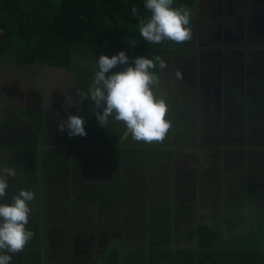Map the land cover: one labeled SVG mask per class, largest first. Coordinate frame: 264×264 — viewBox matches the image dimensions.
<instances>
[{
    "label": "trees",
    "instance_id": "16d2710c",
    "mask_svg": "<svg viewBox=\"0 0 264 264\" xmlns=\"http://www.w3.org/2000/svg\"><path fill=\"white\" fill-rule=\"evenodd\" d=\"M193 1L174 0L173 7L191 8ZM133 6L137 8L136 16L132 14ZM149 15L148 10L144 8V0H0V58H16L15 65L19 68L40 63L65 70L71 74L72 79H75V60L78 56H83L89 62H96L101 54L111 57L114 53L125 51L129 57V64L117 68V71H123L128 66L134 67L132 61L139 56H146L149 59L160 56L164 61H168L174 54L172 52L176 55V52L184 51L181 44H178L180 46L173 45L172 42L168 44L167 41L162 44H150L143 40L139 34L138 23L140 18H147ZM194 37L191 39L194 40ZM133 40L138 43L135 47L131 45ZM154 71L160 79L162 70L158 65ZM81 76L82 74L77 77ZM93 107L92 104L90 108ZM256 107L261 115L258 128L253 133L252 144L258 151L251 154V160L246 167L238 169V165H231L232 167L225 171L226 175L232 173V176H235L234 181L231 179L228 181L232 190L235 189L236 192L247 190L249 198L239 199L236 193L230 200L227 199L226 205L229 210L227 215L223 213L221 218H224V215L229 216V220H223L225 227L227 224L234 225L229 228L231 230L235 228L244 234L232 232L233 235L229 238L221 240L222 233H216L215 224L209 228L203 222L201 223L198 217H193L192 212H197L199 195L202 194V192L197 194L194 191V197L197 199L195 200L192 196L183 197L177 214L179 223L191 229L195 228V231L188 228L187 231H190V234H187L190 239H196V243L199 240V245L196 244L189 249H178V253L173 248L167 249L169 247L163 244H161L162 250H159L157 246L143 249L140 252L142 256L140 260L143 262L139 264H264V246L262 245L264 232L257 227L252 230L247 228L248 217L259 214L250 209L252 206L259 207L260 201L255 198L254 192L257 191L256 188L261 187L259 182L261 178H264V103L256 104ZM19 113L22 120L26 121L25 118H28L34 123L37 120L41 121V124L45 122L46 115L42 106ZM91 122L96 124V128L85 126L87 135L75 137H70L66 130L61 132L59 123L51 125L46 133L52 138H57V145L46 138V141L44 140V136L40 133L45 128L37 124L36 129L32 128L37 138L27 133L24 129L25 124L22 125L21 136L14 145L1 142L0 136L2 149L0 152L9 151L14 155V159L10 158L9 166L6 160L3 162L6 167L13 166L22 178L20 183H17V180L16 183L9 185L10 188L8 187L5 195L8 199L5 201L11 203L12 197L21 189L27 190L24 188L25 184L34 183L30 191L35 193L36 198L29 206L38 205L40 195L46 199L43 203L48 210H45L44 214L50 223V228L46 233L45 243L55 247L52 256H57L59 264H73L74 240L82 235H88L86 230L80 231L82 223L78 217L80 211L88 214L98 207L110 211L121 207L120 209L126 208L128 214L138 215L141 225L147 232L145 239L153 244H157L161 237L168 243L173 240V233L166 223L173 207L163 205L156 210L148 206L149 196L153 191L148 181L144 182L145 190L141 199H131L132 204L130 199L124 196L125 185L122 187L115 180V183L107 184L95 182L99 173L108 166L107 164L102 168L106 158V162L114 164L109 167L121 175L128 169L138 171L151 168L160 154L155 150L158 143L153 142L146 146L131 143V147L121 145L116 148L123 137L122 124L110 117L107 128L98 130L99 123L92 110ZM182 132L177 133V137L183 138L184 131ZM170 133L171 130H168L167 134L170 135ZM38 139L41 142L40 145ZM84 145L104 149V151L107 149V151L99 155L74 152ZM42 146V152L39 153ZM232 148H237L239 151L241 148L246 149L239 143H235ZM168 154H171L170 150ZM213 166H215L214 163ZM238 170L243 174L240 183H237L234 173ZM112 180L113 178H108V181ZM45 184L51 185L52 190L46 191ZM207 194L204 193L203 197L205 198ZM143 204H146V208L140 211ZM194 223L198 226H193ZM176 229L178 232L181 231L179 224ZM251 240L254 242L252 243ZM115 242L122 244L126 257L128 247H131L124 246L122 241ZM86 251L84 256L94 258L92 264H121L118 252L110 255V251L107 252L104 249L95 258V250ZM142 252H147V255H143ZM50 264H53V260Z\"/></svg>",
    "mask_w": 264,
    "mask_h": 264
},
{
    "label": "rangeland",
    "instance_id": "374dc122",
    "mask_svg": "<svg viewBox=\"0 0 264 264\" xmlns=\"http://www.w3.org/2000/svg\"><path fill=\"white\" fill-rule=\"evenodd\" d=\"M201 23L202 26H204L206 24L205 19H203ZM113 55L116 54L114 53ZM15 61L16 58L14 57L0 58V85L4 86L7 84L9 85L10 90L14 91L15 88L18 91L20 97H17V94L15 93V98L17 100L16 105L22 109L24 108L26 110H29L32 107L37 108L38 106H42L47 120L45 123L40 124L41 127L44 126L45 130L48 131L51 125L57 124L58 121L62 118V120L67 119L68 115L71 114L82 117L84 120V127L88 126L89 128H96V124L91 122L90 106L92 104L94 105V102L85 99V94L89 92V89L93 82L94 73L98 70L97 61L89 62L85 60L83 56H78L75 60V79H72L71 74L65 70L55 69L40 63L19 68L15 65ZM169 66L170 68H172L170 64ZM117 68L110 70L109 74L117 71ZM80 74H82V76L77 77ZM161 75L163 76V70ZM162 86H165V84H162ZM176 93L177 92L167 94L170 95L168 96L169 100L175 102L176 96L174 97L171 95ZM167 95H162V97L160 98L166 100ZM1 101L4 102L3 97H1ZM1 101V142L9 144L12 143V141H6L5 138L8 132L1 130V124H4L6 126L8 124L7 119H10V126L17 127L20 124V120H16L15 117H12L9 114H5V112H3L7 110V108ZM256 104L259 105L260 103L257 102ZM185 107L188 109L187 106ZM10 109L11 107L8 109V111H10ZM175 112H177L176 108L174 109V113ZM14 114L20 118V113L18 111H15ZM25 119L26 121L23 120V123H27L30 127H24V129L27 130V133L30 136L36 137V133L33 129L37 128V121H35L34 123L33 120H30L28 118ZM166 119L170 121V113L166 115ZM101 128L105 127H101L100 125H98L97 129L100 130ZM169 130H171L170 135L167 134L163 142L159 143L161 152L157 159L152 163L151 168L138 171H135L134 169H128L126 172H124L123 175L118 172L112 173L111 169L106 168L102 173H99L95 182L98 184H107L111 182L115 183V180L122 187L125 185L124 196L130 199V204H132L131 199H141L142 194L145 190L144 182L148 181L153 190L149 196L148 206L156 210L157 208L163 207V205H170L171 207H173L171 216L166 222L168 223V229L173 233V235L171 233L173 238L172 242H166L163 237H161V240L157 242L158 245L153 244V242H150L149 240H146L145 238L147 232L144 226L141 225L139 216L136 214H128L126 208L120 209V207L118 210L110 211L105 208L98 207L95 208V211L92 213L85 214L84 211H80V214H78L79 221L82 222L80 224V231L86 230L88 232V235H82L81 237H78L74 240V243H76L79 248L77 250L83 253H87L86 250H95L94 256L96 258V256H99V253H101V251L105 249L107 252L110 251V255L117 254L116 252H118L121 258V264H139L143 262L142 260H140L142 258V256H140V252L143 249H150L151 247L157 246L159 250H162L163 246H161V244H163L169 247L167 249L173 248L175 252L178 253V249H189L196 246V244L199 243V240L196 243V239H190V237L188 236V234H190V231H187V229L191 228L187 227L183 223H179L177 214V211L181 208V199L183 197L189 196L194 197V187L196 185L201 186L200 188L202 194L199 195V205L197 208V212H192V216L198 217L199 221L201 223L203 222L209 228L213 227V224H215V226L218 228H215L216 233H222L221 240H226V238H229L231 235H233L232 232H237L242 235L244 234L238 232V230L235 228L233 230L229 228L230 226L233 227L234 225L227 224V227H225L223 220H229V216L226 217L229 209L227 208V205H224L222 208L221 206L223 203H226L227 199L230 200L232 196H235L236 193L239 199L242 198L243 200H247L249 198L247 190L244 192H236L227 188L228 191L226 198V194L224 192L226 184L228 183L229 179L233 181L235 180V176H232V173H229L224 177L222 176L219 181L218 177H216L207 185L205 183L201 184L200 182H196L195 178H190L189 180L185 181L179 179L178 177L183 172V170H185L188 164L179 165L178 162L182 156H189V153L186 151L184 153H180L179 151H172L171 154H168L169 149H167V147L169 145L171 146L172 127H170ZM14 131L16 134H18L17 128L14 129ZM177 133L183 132L180 130V128H178L176 134ZM37 135H39V132H37ZM45 138L52 143L55 142L56 145L58 143L57 138H52L50 135H47V133L44 134V140ZM14 140L16 143L17 139ZM38 142L40 145L41 142L39 141V139ZM121 145L128 146V142H123ZM42 148L43 146L40 148L39 153L42 152ZM93 149H97L98 151L94 152ZM0 151H2L1 148ZM105 151H107V149H105ZM105 151H100L99 148L85 145L77 151L74 150L75 153L77 152L81 154L82 152H87L91 155H99L102 152L105 153ZM11 157L14 159V155H12L9 151H7V153L0 152V170L6 167L3 160H6L9 166ZM32 158L34 160L33 156ZM174 161H176L177 163H175ZM176 165L177 167L175 168ZM7 168L14 169L16 171V176L7 177L2 171H0V176H5V178L8 180L9 185L16 183L17 180V183H20L19 181H21L22 178L21 175H19V172L13 166ZM209 170L211 171V175L217 176V172L214 170V168ZM239 171L240 170H238V172L234 171V173L236 174L237 183H240L241 179H243V174L239 173ZM221 174H224L223 170ZM109 177L113 178V180L108 181ZM121 177L124 178L121 179ZM33 184L34 183L25 184L24 188L30 190ZM44 189L48 192L52 190L51 185L48 184H45ZM204 193H208L205 198L203 197ZM254 196L255 198H257V200L260 201L259 207L252 206L250 211L259 214L258 216L248 217L247 221L249 222V225L247 228L249 230H252L255 227L259 229L264 228V195L254 192ZM6 199L8 198H0V203H10L6 202ZM43 200L46 201V199H43L42 195H40L38 201L39 204H34V207H30L32 211L29 215L30 218L29 223L27 224V229L34 232V238L25 246L24 250L21 253H18L16 255L19 258L27 257L26 259H28V261L34 262V264H40L36 262V260L38 261L41 259H48L49 263H51L53 260V264H59L57 256H52V254H54L52 253V251L55 249V247L53 248L52 245L45 243V232L47 233L49 231L48 229L50 228V223L46 219V214H44L45 210L48 209H46ZM80 204L82 205V203ZM145 208L146 204H143L140 211ZM261 209H263V211H261ZM223 213H226V215H224V218H221V215ZM190 219H192L191 216ZM176 223L180 226V232H178L176 229ZM193 226L197 227L198 224L194 223ZM153 228L155 227L153 226ZM76 230H78L77 227ZM191 230L195 231V228ZM156 232H158V230ZM149 236L152 237L150 234ZM35 238L38 240V242H35ZM233 238L236 240L235 236ZM84 239L85 241H83ZM115 241H122L124 246L131 247H128L129 251L126 254L127 259L125 257L124 247L122 246V244H118ZM251 242L253 243L254 241L251 240ZM258 243L260 244V241H258ZM262 245L264 246V243ZM142 254L147 255V252H142ZM81 255L82 253H78L75 255V257H79ZM113 259L114 258H112V260ZM93 262L94 258L82 255L81 259H79L76 264H92ZM45 263L47 262L42 260V264Z\"/></svg>",
    "mask_w": 264,
    "mask_h": 264
},
{
    "label": "flooded vegetation",
    "instance_id": "af4514ba",
    "mask_svg": "<svg viewBox=\"0 0 264 264\" xmlns=\"http://www.w3.org/2000/svg\"><path fill=\"white\" fill-rule=\"evenodd\" d=\"M188 9L192 13L190 27L194 40L182 43L184 51L174 53L165 61L167 67L154 92L158 98L178 93L171 95L176 96L175 102L169 100L170 95L165 100L172 127L171 146L167 149L189 153L178 162L179 165L188 164L178 178L183 181L195 178L196 182L207 185L216 177L218 181L224 177L231 165H238V169L246 167L251 154L258 151L252 142L261 115L256 103H264V0H194ZM203 19L206 21L204 26ZM0 93L6 107H11L10 111H4L5 114L20 120L19 126L11 127V120L7 119L8 129L1 124V129L8 132L6 141L14 144V139L18 141L21 136L24 124L14 112L26 109L16 105L15 93L17 97L20 94L15 88L13 91L7 84L0 85ZM175 108L177 112L174 113ZM36 123L40 126L41 121ZM25 127L30 126L25 124ZM16 128L18 134L14 131ZM178 128L184 131L183 138H177ZM122 129L124 132L123 125ZM41 131L44 136L47 130ZM123 142H128L130 147L131 143L146 146L130 136L122 137L118 147ZM159 143L156 152H161ZM235 143L246 149L232 148ZM106 160L102 168L108 164L106 168L114 173L109 167L114 164ZM212 168L217 176L211 175L209 169ZM200 187H194L197 194L201 193Z\"/></svg>",
    "mask_w": 264,
    "mask_h": 264
},
{
    "label": "clouds",
    "instance_id": "9594fccd",
    "mask_svg": "<svg viewBox=\"0 0 264 264\" xmlns=\"http://www.w3.org/2000/svg\"><path fill=\"white\" fill-rule=\"evenodd\" d=\"M173 3L174 0H144V8L150 13L138 23L144 41L182 44L191 40V10L184 6L173 7ZM132 14L137 15L135 6ZM137 44L135 40L131 42L133 47ZM132 63L134 67L128 66L123 71L109 74L120 65H128L129 57L125 51L111 57L101 54L85 99L94 102L91 110L101 127L107 128L111 117L123 125L124 138L130 136L132 140L146 144L163 142L171 123L166 119L168 106L165 100L154 92L159 84V76L154 70L157 65L159 69H165L166 62L160 56L152 59L139 56ZM58 127L61 132L66 130L70 137L87 135L84 120L78 115L69 114L67 120H60ZM0 171L7 177L16 176L12 168L5 167ZM8 187V180L0 176V198L5 197ZM35 198L33 191L21 189L12 197L11 203H0V264H10V254L21 253L34 238V232L26 225L32 211L29 205Z\"/></svg>",
    "mask_w": 264,
    "mask_h": 264
},
{
    "label": "crops",
    "instance_id": "0c3cea01",
    "mask_svg": "<svg viewBox=\"0 0 264 264\" xmlns=\"http://www.w3.org/2000/svg\"><path fill=\"white\" fill-rule=\"evenodd\" d=\"M226 175V174H225ZM234 184H236L235 182H234ZM259 184L261 185V187L260 188H256V192L258 193V194H263L264 195V178H261V181L259 182ZM229 187V188H228ZM246 186H244V188H245ZM230 189V190H232V188H231V185L229 184V183H227L226 184V188H225V194H226V197H227V191H228V189ZM233 191V190H232ZM234 191H235V189H234ZM255 201V200H254ZM224 205H226V203H223V205H222V207L224 206ZM261 211H263V209H261ZM252 223H253V221H252ZM262 231L264 232V228H262ZM45 235H46V232H45ZM264 237V236H263ZM145 238V237H144ZM77 239V238H76ZM34 240H36L35 242H38V240L35 238ZM83 241H85V239L83 240ZM74 249L75 250H73L74 251V253H73V259H75L74 260V263L73 264H76L78 261H79V259H81V256L83 255H85L86 253H83V252H81V251H79V250H77L78 249V245H76V243H74ZM78 253H82V255L81 256H79V257H75V255L76 254H78ZM10 255H12V259H11V261H10V264H34V262H32V261H28V259H26L27 257H22V258H19V257H17V255L16 254H10ZM45 260V262H47V263H45V264H50L49 263V261H48V259H44ZM36 262H38V263H40V264H42V259L41 260H36Z\"/></svg>",
    "mask_w": 264,
    "mask_h": 264
},
{
    "label": "water",
    "instance_id": "95a60500",
    "mask_svg": "<svg viewBox=\"0 0 264 264\" xmlns=\"http://www.w3.org/2000/svg\"><path fill=\"white\" fill-rule=\"evenodd\" d=\"M120 143H121V142H120ZM116 147H118V145H117Z\"/></svg>",
    "mask_w": 264,
    "mask_h": 264
}]
</instances>
